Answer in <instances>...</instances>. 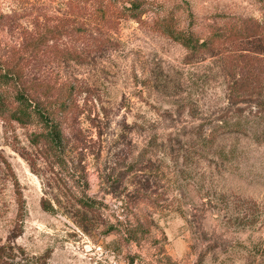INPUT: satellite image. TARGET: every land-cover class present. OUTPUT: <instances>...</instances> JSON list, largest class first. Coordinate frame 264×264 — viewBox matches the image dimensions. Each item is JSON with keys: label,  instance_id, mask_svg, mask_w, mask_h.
<instances>
[{"label": "rangeland", "instance_id": "rangeland-1", "mask_svg": "<svg viewBox=\"0 0 264 264\" xmlns=\"http://www.w3.org/2000/svg\"><path fill=\"white\" fill-rule=\"evenodd\" d=\"M74 1L0 0V50L22 43V28L51 38L45 55L27 54L30 76L55 88L51 96L74 87L71 125L80 132L64 156L69 171L52 170L29 141L41 124L0 116V246L14 254L7 264H264V143L234 142L233 159L187 146L230 108L224 75H249L264 87V0H147L141 21L107 30L103 51L68 30L91 21L90 3L78 1L79 9ZM183 2L192 18L178 9ZM169 11L177 28L204 39L213 25L226 23L227 36L241 29L224 45L228 67L209 54L190 57L157 29L154 20ZM84 179L102 211L86 213L71 198ZM137 223L148 233L130 242L126 230Z\"/></svg>", "mask_w": 264, "mask_h": 264}, {"label": "trees", "instance_id": "trees-1", "mask_svg": "<svg viewBox=\"0 0 264 264\" xmlns=\"http://www.w3.org/2000/svg\"><path fill=\"white\" fill-rule=\"evenodd\" d=\"M78 1L90 3L91 15L89 17L91 21L89 20L78 28L73 27L68 30L72 33L81 34L82 38L87 41L88 46L100 51H103L106 44L111 43L106 33L108 29L118 25L121 19H134L139 22L142 20L143 15L148 12L146 7L148 4L147 0H126L120 3H117V0L74 1L75 8L84 9V6L78 7L77 4H80ZM185 6H189V4L183 2L178 9L185 10L189 17L192 18V14L185 9ZM173 13V11H169L162 16H157L154 20V26L171 40L188 50L190 57H202L201 55L209 54L211 58L219 59L223 62V65L227 64L226 66L228 67L229 64L225 62L227 58L224 55V45L232 38L238 39L243 36L241 29L227 36L224 32V24L226 23L213 25L211 26L213 29L212 35L204 39L197 36L193 31L177 28L178 19L174 18ZM111 16L116 19L111 18ZM3 21L10 26L15 19L10 16L3 18ZM21 34L22 43H19L18 46L10 47L6 51L0 50V116L4 120L16 122L22 127L41 124L42 127L39 129V133L30 135V144L38 150L46 165L52 170L61 169L63 171L64 169V171H69L64 156L67 151L77 149L76 143L79 141L77 135L80 134L71 125L72 118L75 115V109L73 108L74 87L58 88L57 95H53L56 96L53 98L51 93H53L55 88L50 87L46 83L38 84L37 80L32 79L29 64L33 59H30L27 54L37 57L42 52L45 55L47 51L41 50V47H47L46 44L51 38L46 33L37 38L33 31L25 28H22ZM259 48V51L263 53L264 43ZM87 52L89 51L87 50ZM70 54L73 56L76 55V52L71 51ZM236 57L237 59H243L246 56L239 53ZM224 77L229 80L227 101L230 108L224 113V116L220 117V120H216L218 123L213 126L208 135L195 137L193 142L191 133L188 132L186 135L190 137H186V139L193 142L187 143L188 147L194 148L198 144L202 151L207 148L208 150H213V154L220 158L233 159L237 153V145H233L234 142L238 143L244 140L257 145L264 143V125H262L264 122V87L261 79L253 78L249 75H224ZM242 106H248L252 110L255 109L254 114H252L251 109H249V113L244 114L246 109L242 108ZM228 112H231L230 116ZM250 114H252L253 119ZM186 129L184 125V127L178 129L177 134L183 133ZM68 130L69 132H67ZM201 132L202 130L200 134H202ZM183 136L181 139L175 140L179 146L182 145ZM227 141L232 143L226 145ZM173 151L171 149L170 154ZM179 151L182 152L181 150ZM187 151L185 159L190 160L192 152ZM28 160L30 164H35L34 160ZM135 164L138 166L142 162L139 161ZM72 180L74 183L76 182L78 187L80 186V182ZM83 186V190L72 193L71 198L74 203L83 208L86 213L94 214L102 211L104 204L90 198L86 194L88 188L86 179H84ZM147 188L148 185L147 187L143 186L140 191L137 189L134 194L142 196L143 191H146ZM42 207L47 212L57 213L54 207L49 206L46 201L42 202ZM74 214L77 215V213ZM84 216L87 217V215ZM241 216L249 217V214L244 213ZM146 228L149 229V226H146ZM146 228H144L142 223L131 226L130 229L126 230V239L130 242L140 241L145 236L144 234L148 233ZM112 230L113 227H111L110 231ZM7 250L11 253H8ZM12 250L9 245L0 246V263L7 264L6 258L14 256Z\"/></svg>", "mask_w": 264, "mask_h": 264}]
</instances>
